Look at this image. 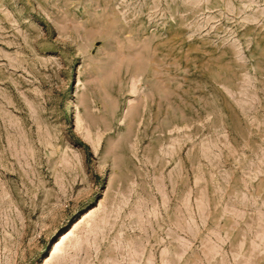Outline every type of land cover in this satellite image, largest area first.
Here are the masks:
<instances>
[{
	"label": "rangeland",
	"instance_id": "1",
	"mask_svg": "<svg viewBox=\"0 0 264 264\" xmlns=\"http://www.w3.org/2000/svg\"><path fill=\"white\" fill-rule=\"evenodd\" d=\"M0 264H264V0H0Z\"/></svg>",
	"mask_w": 264,
	"mask_h": 264
},
{
	"label": "bare ground",
	"instance_id": "2",
	"mask_svg": "<svg viewBox=\"0 0 264 264\" xmlns=\"http://www.w3.org/2000/svg\"><path fill=\"white\" fill-rule=\"evenodd\" d=\"M69 235V233L66 235V236H68ZM60 248H61V243L58 241V240H56L55 242H54V246H53V248H52V250L55 252H57L58 250H60Z\"/></svg>",
	"mask_w": 264,
	"mask_h": 264
}]
</instances>
